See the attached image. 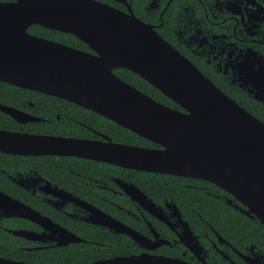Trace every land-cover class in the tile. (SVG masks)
<instances>
[{"label":"water","instance_id":"1","mask_svg":"<svg viewBox=\"0 0 264 264\" xmlns=\"http://www.w3.org/2000/svg\"><path fill=\"white\" fill-rule=\"evenodd\" d=\"M33 24L69 33L95 53L32 34L28 27ZM116 67L135 72L182 110L124 81L113 72ZM0 80L73 101L160 146L0 129L1 151L76 155L126 168L201 178L225 190L245 207L240 209L243 213L264 225V123L133 14L96 0L0 1ZM0 110L23 123L36 119L1 103ZM119 185L145 204V195L135 185ZM15 203L33 220L40 217L29 206ZM97 211L103 220L94 222L120 224ZM144 263L187 264L143 255L88 264ZM0 264L41 263L0 257Z\"/></svg>","mask_w":264,"mask_h":264},{"label":"flooded vegetation","instance_id":"2","mask_svg":"<svg viewBox=\"0 0 264 264\" xmlns=\"http://www.w3.org/2000/svg\"><path fill=\"white\" fill-rule=\"evenodd\" d=\"M96 1L131 13L152 27L220 90L264 123V0ZM73 47L95 53L86 44ZM123 68L116 67L113 72ZM41 93L44 96L23 97V108L0 102L35 117L23 123L9 115L24 124L23 128L33 130L0 129L130 144L96 128L94 110ZM169 107L182 110L179 105ZM38 156L54 157L57 162L39 165ZM62 157L87 160L89 164L86 168H73L65 165L67 159ZM94 161L108 163L76 155L0 150V252L15 246L28 251L74 250L84 258L77 264L130 255L176 259L187 264H264V232L242 222V233L222 234L198 207L178 204L170 195L148 193L132 180L107 171L96 175ZM119 182L135 185L145 195V204L131 198ZM199 187L257 220L243 213L240 209L245 207L219 186L202 183ZM229 199L231 204L227 203ZM15 201L29 206L40 217L33 220ZM96 209L120 224L94 222L103 220ZM224 223L232 229L228 219ZM0 257L19 260L2 254Z\"/></svg>","mask_w":264,"mask_h":264},{"label":"trees","instance_id":"3","mask_svg":"<svg viewBox=\"0 0 264 264\" xmlns=\"http://www.w3.org/2000/svg\"><path fill=\"white\" fill-rule=\"evenodd\" d=\"M28 30L33 34L49 39H55L57 41H61L73 46H85L83 42L75 38L73 35L59 30L44 28L36 24L31 25ZM115 72L123 80L132 84L152 98L168 106L178 107V105L173 100L168 98L160 90L145 81L135 72L126 68H123L120 71L115 70ZM30 95L42 96L43 94L41 92L22 88L20 86H15L13 84L0 80L1 103L10 104L17 108H23V97H30ZM61 101L64 102L65 100L61 99ZM94 126L96 128L102 129L103 131H106L113 137V139L117 141L146 147L159 146L151 140L140 136L132 130L127 129L97 113L95 114ZM0 127L12 130H33L29 128H23L24 124L16 122L9 115L3 113L2 111H0ZM46 158H48V160L44 161ZM62 158L67 159L64 162L65 165L70 164V166H72L73 168H77V165L81 168H86V166H88L89 164V161L77 159L75 157ZM36 159L37 164L39 165L43 164L44 162L48 163L49 165H53L55 162H57L54 157L49 158L38 156V158ZM94 168V173H96V175L107 171L112 175H119L125 179L132 180L140 188L148 193H162L164 195H170L178 204H190L198 207L201 214L206 218V220H208L222 234L229 232L231 235H233L235 231L242 233V228L240 227L242 225V222H245L246 227L250 225V228H255V231L264 232V225H262L259 221L251 220L237 210L228 206L220 198H217L216 196L203 191V189L199 187V185H201L202 183L208 185L209 187H215L214 184L206 180L124 168L98 161H94ZM226 219L230 221L232 229H229L224 223ZM0 254L19 260L36 261L47 264H77L84 261L82 253L75 254L74 250H70V252L60 253L59 248L28 251L15 246L14 248H10V250H2Z\"/></svg>","mask_w":264,"mask_h":264}]
</instances>
